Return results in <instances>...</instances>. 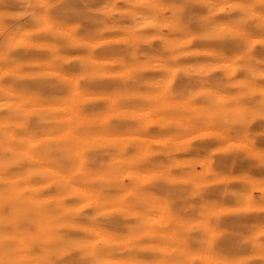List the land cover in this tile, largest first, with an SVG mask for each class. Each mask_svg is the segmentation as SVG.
Instances as JSON below:
<instances>
[{
  "label": "bare ground",
  "instance_id": "bare-ground-1",
  "mask_svg": "<svg viewBox=\"0 0 264 264\" xmlns=\"http://www.w3.org/2000/svg\"><path fill=\"white\" fill-rule=\"evenodd\" d=\"M104 4L105 0H95L87 6L102 9ZM85 6L81 0H68L53 8L47 23L34 28L27 20L15 19L23 10L18 0H0V34L16 45L10 53L15 58L14 63L3 58L5 53H0V148L7 150L9 155L16 153L22 157L16 163H9L7 172L0 175V187L6 188L5 194L15 199L31 193L27 203L40 217V230L52 232L56 230L55 221L43 214V210L59 201L68 208L90 211L100 201V193L90 185L116 182L106 174L103 163L109 149L120 147L135 160L119 182L124 185L134 183L127 191L120 192L114 204L104 207L108 222L103 228L91 230L95 239L85 241L93 248L115 249L109 264H163L177 252L185 257L187 264H227L237 255L243 258L245 252L235 253L228 239L213 243L210 250L204 251L188 247L186 243L179 246L181 242L173 228L176 212L164 196V186L155 165L165 159V150L192 145L193 151L175 153L179 164L189 166L217 147L213 139L217 132L210 125L195 124L190 116L174 115L192 113L198 118L203 110L200 104L189 105L175 99L166 104L158 103L155 98L162 87L161 81H166L176 91L188 81L179 73L176 78L167 75L159 58L152 61L139 58L133 62L128 56L133 43L119 27L100 36L92 35L96 25L84 23L75 15ZM190 11L202 13L203 9L192 8ZM126 12L127 8L119 4L116 14ZM217 16L221 21L228 20L223 11ZM18 23L25 25V30L19 34L15 30ZM191 29V34H183L164 27L158 33L150 26L145 27L140 31L147 43L141 44L139 51L156 54L161 39L176 41L181 48L196 54L181 58L176 64L178 69L199 62L213 69L211 81L230 78L234 88H239L245 77L238 70L236 59L241 51L240 38L203 41L198 38L197 26L192 25ZM248 39L254 45L255 56L264 57V46L260 43L264 37L251 34ZM53 52L65 58L61 70L55 69L51 62ZM84 58L96 69L90 77L91 82L79 75V61ZM134 77L149 84L135 88L131 85ZM11 112L20 115L10 117ZM42 112L58 114L65 125L63 131L57 134L48 122L38 125L37 114ZM208 119H212L211 114ZM173 127L180 131L170 132ZM137 128L143 129V134L138 133ZM262 128L264 121L253 125V131ZM137 146L142 149L138 154ZM257 146L264 147V138L258 139ZM49 149L52 151L46 157L44 153ZM58 149L65 151L67 158L63 163H53ZM217 160L218 170L227 171L226 165L231 163L232 157H218ZM249 163L238 161L233 174L247 170ZM30 165L43 176L23 179L25 169ZM252 175L257 179L264 177V170H253ZM57 183L70 185V190L59 194ZM137 184L148 190L149 203L143 206L141 213L147 220L143 231L136 230L132 223L136 219L134 213L141 207ZM232 187L239 188L240 185ZM218 191L210 190L209 198H217ZM259 195L258 190L253 193L254 198ZM225 203L227 205L220 212L232 210V202ZM257 219H264V216L257 217L255 213L240 218L229 216L224 225L232 227ZM88 231L86 225H75L73 229L77 237ZM209 239H212L211 235Z\"/></svg>",
  "mask_w": 264,
  "mask_h": 264
},
{
  "label": "clouds",
  "instance_id": "clouds-1",
  "mask_svg": "<svg viewBox=\"0 0 264 264\" xmlns=\"http://www.w3.org/2000/svg\"><path fill=\"white\" fill-rule=\"evenodd\" d=\"M23 10L16 16L17 21H25L34 28H40L47 23L54 7L66 4L68 0H18ZM86 6L75 12L84 23L96 25L92 35L100 36L113 27H119L133 43L128 56L133 62L139 58L159 62L167 75L177 77L183 75L188 81L183 88L171 89L166 81H161L158 103L166 104L171 100L183 101L185 104H200L203 110L198 118L192 113H177L193 118L199 126L213 127L217 135L213 139L217 147L206 152L204 156L194 160L189 166L179 164L175 153L178 151H193L192 145L183 148H169L163 152L165 159L156 162L160 183L164 186V196L176 212V223L173 228L180 241V247L186 243L188 247L197 250H210L213 243L228 239L235 253L245 252L243 258L229 260L227 264H264V219L252 223H237L226 227L224 221L229 216L246 217L255 213L257 217L264 216V177L259 179L252 175L253 170H264V147H258L259 138H264V128L253 131V125L264 121V57L254 54V45L248 37L259 34L264 37V0H105L102 9L88 7L95 0H81ZM127 8L126 13L116 14L118 5ZM192 8L203 9L202 13L190 11ZM225 12L228 20L218 19L219 12ZM196 25L198 38L203 41L223 39L224 37H239L238 46L241 51L237 56L238 70L245 74L239 88H234L230 78L211 81L213 69L199 62L187 68L178 69L177 62L181 58L194 57L196 54L180 47L176 41L161 39L158 53L149 55L139 51L141 44L147 43L140 31L151 27L159 33L167 27L170 32L191 34V26ZM17 34L25 30L23 23L16 26ZM264 46V39L260 41ZM16 45L5 40L0 34V53L3 58L15 62L10 55ZM55 69L61 70L65 58L55 52L51 57ZM96 71L95 66L87 59L79 61V75L86 82ZM231 74H229L230 76ZM148 81L134 77L131 85L144 88ZM125 90L128 89L126 81ZM221 93H225L221 96ZM221 101H224L223 103ZM230 101V102H229ZM211 114L212 119L208 116ZM11 112L9 116H19ZM48 122L56 130L62 132L65 125L60 116L55 113L42 112L37 114V124ZM170 132L178 133L180 129L170 128ZM143 134L144 130L137 128ZM231 145L225 147V145ZM43 147V146H42ZM142 149L137 146V154ZM52 150L44 155L47 157ZM103 168L106 174L116 182L90 185L100 193V201L90 211L79 208H68L64 203L54 201L43 210V214L55 221L56 230L42 232L39 228L40 217L35 214L27 203L32 195L15 199L5 194L6 188L0 187V264H109L115 249L100 246L93 248L85 241L95 239L92 229L103 228L108 217L103 209L114 204L120 192L127 191L134 182L124 185L120 183L129 164L135 158L129 156L122 148L114 147L106 152ZM218 157H232L226 165L227 171L218 170ZM65 151L58 149L54 154L53 163H63ZM22 159L18 154L0 148V175L8 170L9 163ZM238 161H248L247 170L234 175L233 171ZM91 162V161H90ZM198 165L199 170H198ZM30 165L25 169L23 179L43 176L33 170ZM238 176V179L234 177ZM223 178V179H222ZM238 184L239 188L232 187ZM141 194V207L134 213L136 219L132 222L135 229L143 231L147 220L141 213L144 205L149 203L147 189L136 185ZM57 192L64 194L70 190V185L57 183ZM212 189H219L217 198H209ZM259 191L258 198L253 193ZM231 201L230 212H220ZM87 207V206H85ZM75 225H86L89 229L82 237L74 235ZM212 236L210 240L209 237ZM163 264H187L185 257L177 252L175 256Z\"/></svg>",
  "mask_w": 264,
  "mask_h": 264
}]
</instances>
